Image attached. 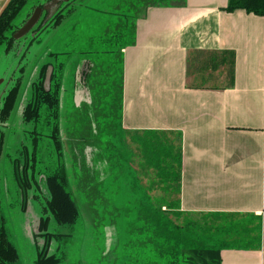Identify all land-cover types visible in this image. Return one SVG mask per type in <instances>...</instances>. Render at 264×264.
<instances>
[{
  "label": "crops",
  "instance_id": "0c3cea01",
  "mask_svg": "<svg viewBox=\"0 0 264 264\" xmlns=\"http://www.w3.org/2000/svg\"><path fill=\"white\" fill-rule=\"evenodd\" d=\"M228 1L171 0L136 19L121 50V127L179 134L180 211L242 230L221 264H264V16L227 12ZM194 51L232 52L233 77L224 65L204 74L216 83L189 77Z\"/></svg>",
  "mask_w": 264,
  "mask_h": 264
},
{
  "label": "rangeland",
  "instance_id": "374dc122",
  "mask_svg": "<svg viewBox=\"0 0 264 264\" xmlns=\"http://www.w3.org/2000/svg\"><path fill=\"white\" fill-rule=\"evenodd\" d=\"M44 2L45 0H28L27 6L13 24L20 28L28 15L31 16L34 12L33 7ZM78 2L74 3V11L62 25L44 33L40 42L34 43L27 53L25 51L27 41L24 38L19 39V43L15 45L17 49L10 52H6L5 44L0 45L2 81L0 106L4 95L13 84L12 79L19 75L21 67L25 68L19 99L3 131L4 145L0 161V216L7 239L16 251L17 259L13 264H35L37 253L44 242L39 222L45 217H49L47 232L54 236L49 251L55 255L58 264H139L141 253L139 257L138 249L133 248V241L137 236L127 231L130 222L135 221L136 207L133 203L139 199L140 193L146 191L153 207L156 210L161 207V211L167 214L172 213V220H182L184 216L193 221L201 219L194 214L186 216L185 213L177 211L174 203L179 195L176 191L167 192L165 188L154 184V173L144 165V159L140 157L141 150L132 135L134 132L122 131L117 121L107 136L101 138L102 141L109 142L106 144L105 157L96 160L98 151L83 142L82 134H85L86 130L82 126L84 124L80 125L85 116L91 114V110H88L91 94L82 86V78L89 71L86 59L91 61L97 59L98 63H103V68L107 67V56L94 52L112 51L120 54L123 48L131 45L133 19L129 15L134 18L141 17L146 5H161L164 2L169 4L171 0H83L80 4ZM82 52L88 53L84 55ZM50 54L58 55L52 57ZM44 63H51L55 68L60 63L64 64L62 69L55 71L58 77L59 74L62 77L61 88L57 93L58 110L55 111L51 105L42 103L38 120L26 124L23 122L22 112L31 97V84L37 80L40 67ZM216 73L221 74L218 71ZM204 74L205 72L201 73L199 79L204 78ZM203 80L208 82L206 78ZM54 91L53 82L51 92ZM53 116L56 119L53 120ZM54 122L58 126L61 156L55 151L49 139ZM32 132L39 134L34 170L36 188L32 187L28 191V199L24 205L14 178L13 166L15 163L20 165L23 163V147H26L28 153L31 152ZM113 136L119 140L112 141L115 149H112L111 140L109 141ZM168 136L170 141L176 144L174 153L177 154L178 135ZM119 152L122 154L121 158L118 157ZM60 162L63 163L66 173L67 189L77 207L74 221L70 224L57 223L51 216L42 213L46 201L50 199L46 179L53 176V171L58 168ZM82 163L89 178L93 172L99 173L98 179L106 178L108 184L105 193L108 198L114 199L120 212L131 210L125 220L117 221L116 226H106L99 230L93 226L95 214L90 212V202L79 189L77 179L76 164ZM169 203L173 211L165 208L164 205ZM217 231H219L217 237L212 240L217 243V247L244 246L242 238L234 237L242 236L241 229ZM127 243L131 244L124 247ZM149 253L155 256L153 251ZM153 260L154 257H151V261Z\"/></svg>",
  "mask_w": 264,
  "mask_h": 264
},
{
  "label": "trees",
  "instance_id": "16d2710c",
  "mask_svg": "<svg viewBox=\"0 0 264 264\" xmlns=\"http://www.w3.org/2000/svg\"><path fill=\"white\" fill-rule=\"evenodd\" d=\"M77 0L62 2V0H45L44 3L33 7L43 8L46 4L54 3L53 13L49 10H43L42 15L36 26L27 34L24 39L26 43V53L34 44L40 42L44 33L50 30L59 28L64 20L74 11V3ZM79 1V0H78ZM28 0H9L6 6L0 12V45H6V52L17 49L15 45L20 40L13 38L14 33L19 29L13 22L22 13L27 6ZM149 5H146L145 9ZM33 9V10H34ZM236 9L244 10L247 13H252L258 16H264V0H229L226 8L227 12H232ZM144 11L142 13H144ZM30 15L24 20V24ZM143 16V14H141ZM132 22V42H134V28L136 19L129 15ZM127 19V18H126ZM22 26V25H21ZM15 47V48H14ZM124 49V48H123ZM88 52H82L87 54ZM95 54H103L107 56V67H102L103 63H98L99 60L86 59L89 71L82 78V86L91 94L89 116H85V120L81 121L84 130L83 142L94 148L96 153L95 159L105 157L106 144L101 138L106 137L108 131L116 126V122L121 127V112H122V53L112 51L94 52ZM114 54V55H113ZM58 54H50L54 57ZM68 55V53H66ZM234 54L232 52H190L187 58V74L188 76L215 72L221 66H225V74L227 79L233 77ZM56 66V65H55ZM64 64L55 68L51 63L41 65L37 80L31 84V97L26 103L22 112L24 123L36 122L38 120L40 107L42 103L51 105L54 110H58L59 99L57 93L61 88L62 77L55 71L63 68ZM24 67L19 69V75L12 79L13 84L10 86L6 95L2 100L0 107V161L3 153L4 145V129L9 121L15 105L19 99L20 91L23 83ZM54 82L55 91L51 92ZM51 98V100H50ZM87 111V110H86ZM58 112V111H57ZM56 117L53 116V120ZM52 131L49 139L52 142L53 148L61 156V143L59 138L58 126L56 122L52 124ZM80 126V127H82ZM167 132L158 131H142L134 132V141L141 150V158L144 159V165L154 173L153 181L157 186H161L167 192H175L179 195L180 190V170H181V151H180V136L178 135V153L175 154V145L170 141ZM103 135V136H102ZM117 138L114 136L111 140V147L115 149L112 141ZM39 134L31 133V152L28 153L26 147L22 149L23 163L14 164V178L21 192L22 203L27 202L28 191L34 187V170L36 167V157L38 153ZM114 142V141H113ZM95 154V153H94ZM122 154L118 157L121 158ZM77 179L79 189L90 202V212L94 213L93 226L99 228L106 226H116L117 221L125 220L129 216L130 209L120 212L114 199L108 198L105 193V188L108 182L106 178L98 179L99 173L93 172L89 178L86 169L82 164H76ZM176 167V169H175ZM52 177L46 179V186L50 193V199L46 201L45 208L42 210L43 215L48 214L57 223L70 224L74 220L77 207L75 200L68 191V181L63 167V163L58 164V168L54 171ZM155 185V186H156ZM153 187H150L152 189ZM140 193L139 199L133 205L136 207L135 221L130 222L128 231L130 234L137 236L133 241V248L138 249V256L141 253V262L139 264H221L220 247L217 243L212 242L213 238L220 230L212 223L207 224L205 215L194 214L201 219L191 220L188 217H183L182 220H172V213L161 211V207L156 210L153 203L149 200L147 193ZM172 194V193H171ZM177 206V211H180L179 198L174 203ZM165 208L172 209L171 203L164 205ZM173 211V210H171ZM184 213V212H183ZM193 213H185L186 216ZM176 217V215H173ZM49 217L41 218L39 222V230L43 232L44 242L42 248L37 253L35 264H58L53 253H50L49 248L54 237L47 232ZM212 227V228H211ZM206 228V229H205ZM217 228V230H214ZM217 237V236H216ZM127 243L124 247L129 246ZM154 252L155 256L149 252ZM151 257L154 260L151 261ZM17 259L16 251L7 239L0 216V264H13Z\"/></svg>",
  "mask_w": 264,
  "mask_h": 264
},
{
  "label": "water",
  "instance_id": "95a60500",
  "mask_svg": "<svg viewBox=\"0 0 264 264\" xmlns=\"http://www.w3.org/2000/svg\"><path fill=\"white\" fill-rule=\"evenodd\" d=\"M58 0H55V2ZM70 0H62V2L66 3L69 2ZM83 0H79V4L83 3ZM51 4H46L45 7L43 8H39L37 7L34 12L32 13V15L28 18V20L14 33L13 38L15 40H19L21 38H24L27 34H29L31 32V30L36 26V24L38 23L41 15H42V11L43 10H49V13L52 14L53 13V7H54V3ZM39 43V42H38ZM1 80H0V84H1ZM8 91V90H7ZM6 95V94H5ZM4 95V96H5ZM4 98V97H3ZM3 100V99H2ZM2 104V103H1ZM1 107V106H0Z\"/></svg>",
  "mask_w": 264,
  "mask_h": 264
},
{
  "label": "flooded vegetation",
  "instance_id": "af4514ba",
  "mask_svg": "<svg viewBox=\"0 0 264 264\" xmlns=\"http://www.w3.org/2000/svg\"><path fill=\"white\" fill-rule=\"evenodd\" d=\"M77 1H78V0H77ZM77 1H76V2H77Z\"/></svg>",
  "mask_w": 264,
  "mask_h": 264
}]
</instances>
